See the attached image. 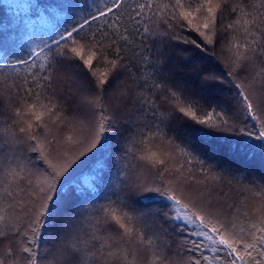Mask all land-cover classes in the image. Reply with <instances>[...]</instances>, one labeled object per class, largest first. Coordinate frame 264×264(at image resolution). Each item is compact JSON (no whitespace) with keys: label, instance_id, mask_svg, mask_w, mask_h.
Masks as SVG:
<instances>
[{"label":"snow or ice","instance_id":"obj_1","mask_svg":"<svg viewBox=\"0 0 264 264\" xmlns=\"http://www.w3.org/2000/svg\"><path fill=\"white\" fill-rule=\"evenodd\" d=\"M57 7L0 31V264H264V0Z\"/></svg>","mask_w":264,"mask_h":264},{"label":"trees","instance_id":"obj_2","mask_svg":"<svg viewBox=\"0 0 264 264\" xmlns=\"http://www.w3.org/2000/svg\"><path fill=\"white\" fill-rule=\"evenodd\" d=\"M3 2L11 6V11L0 9V21H2L0 31L4 32L13 48L23 47L28 40L47 39L54 27L64 25V19L57 7L61 0H3ZM217 52L223 60L224 53L219 49ZM189 87L194 88L195 85ZM114 135L119 141L126 133L121 129ZM232 166L247 171L250 177L255 176L258 179L264 177V165L259 162L250 164L236 162ZM232 195L236 196L235 190Z\"/></svg>","mask_w":264,"mask_h":264}]
</instances>
